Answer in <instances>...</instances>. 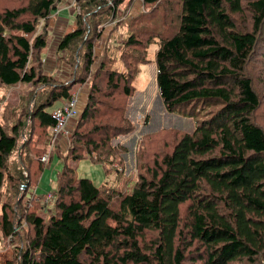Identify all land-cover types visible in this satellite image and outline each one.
<instances>
[{"label":"trees","instance_id":"trees-1","mask_svg":"<svg viewBox=\"0 0 264 264\" xmlns=\"http://www.w3.org/2000/svg\"><path fill=\"white\" fill-rule=\"evenodd\" d=\"M61 1L27 0L25 6L0 10V85L39 90L24 99L27 106L16 113L10 130L0 120V238L18 242L13 257L0 264H264V128L256 121L262 102L247 73L264 29V0H177L175 29L159 34L156 81L168 113L193 118L196 129H172L175 144L165 140L152 165L139 163L131 191L130 184L106 182L98 188L68 163L88 157L102 164L107 176L119 159L124 163L127 149L112 142L131 130L96 122L119 113L128 123L126 107L97 99L103 93L95 83L106 81L112 95L120 90L127 99L138 74L132 60L138 56L125 60L127 74L112 68L113 51L104 54L94 76V41L101 31L84 20V13L99 18L104 10L115 17L124 0L81 1L75 29L58 44L57 60L72 66V81L57 83L43 64L47 24ZM143 1L152 7L148 12L169 4ZM135 22L146 26L129 33L123 45L146 49L143 35L152 21L140 16ZM89 79L94 83L88 104L71 134V159L56 186V213L45 217L35 198L28 208L20 200L18 208L3 202L6 183L13 195L15 189L38 186L52 159L42 162L46 149L35 145L57 124L49 110L72 100L73 86ZM28 117L37 127L24 137ZM25 226L26 234L21 233Z\"/></svg>","mask_w":264,"mask_h":264},{"label":"rangeland","instance_id":"rangeland-1","mask_svg":"<svg viewBox=\"0 0 264 264\" xmlns=\"http://www.w3.org/2000/svg\"><path fill=\"white\" fill-rule=\"evenodd\" d=\"M61 2L62 4L57 10L59 12H61L62 8L66 7L69 2L70 5H72L71 0H62ZM25 5H27V0H0V10L19 8ZM84 5L85 4L81 2L80 10L73 15H71L69 10H65L66 12L63 13L64 16H67L66 19L70 21L69 29H61L64 25L61 26L60 22L55 21V17H58L59 14H53L54 16H52L50 22L47 24L48 28L46 30V34H48L49 38L48 47H50L53 51H50V48H48V52H46L45 55L56 60V68L49 71V67H47L46 63H44V72L45 74L52 76L57 83L72 81V66L66 62L65 64L62 62L60 63L57 60L58 57L56 54L58 53V44L62 37L75 29L77 15L79 14L78 12L83 13ZM151 8V6H145L143 0H124V4L120 6L115 17L109 12L105 13V10L102 12L99 11L101 12V17L99 18L96 17L97 14H94L93 17L90 18L92 14L89 16L84 13V20L86 23L89 24L90 22H95L97 28L101 31L99 32L101 37L98 38L96 43L94 41L96 62L91 68V73L94 76L96 69L99 67L104 58V54H110V52L113 51L116 62L112 68L127 74L128 69L126 68L125 60L131 59L130 57L134 54L135 56H138V60H132L138 74L133 82V93L127 99L123 96L120 90L116 94L113 93L112 95V91L108 89L106 81L99 79V81L95 83L97 84V88L102 90L103 93L97 94V99L100 98L104 104L114 102V106L117 105L122 107L125 105L126 107L125 119L128 123L122 121V114L119 113H116L117 117H111L112 119L103 117L101 120L96 122V124L103 126L116 125L120 128H127L131 130L129 133L122 135L119 139L112 142L113 146L122 145L127 149V151L123 152L121 155V158L124 159L123 165L119 159L113 167L110 166V169L113 172L107 176L103 165L93 163V161L88 157H85L84 160L77 163H73V161L69 160L68 158L71 159V157L68 155L67 151L71 143V134L76 130L78 125V122H74V124L69 128L68 134H64L60 137L59 141H56V144L52 149L48 147L46 143L47 139L45 140L44 138L39 140L40 143H36L38 141V136L34 137L36 147H44L46 149L44 154L52 156L49 166L45 167L39 175V184L37 187L40 191L38 195H45L44 197H46L49 193H56L59 174L63 171L68 160V163L75 167L79 178L91 179L98 188L108 182L110 186L117 185L123 188L130 184L129 190L131 191L140 171L139 163L151 162L150 165H152L153 161L150 159L154 154L157 156L161 155L163 144L166 143L165 140L169 141L168 146L170 147L172 144H175V138H178V135L172 129L179 130L184 133H192L195 131L196 122L193 118L168 113L163 100L159 95L156 81V55L160 46L159 39H161L159 34L163 32L168 33L175 29H173V23L175 24L176 20H174V18H177L179 13L177 12V0H169V4H167L165 8L160 7L158 12H148ZM140 16H147L152 21V24L149 25L152 26L150 31L144 30L146 31L143 35L146 49H128L123 45V40H126V37L132 31H138L140 28L146 26L136 25L137 23L135 22V19ZM42 26L43 23H40L37 34L41 31ZM259 39L257 48L255 52L252 53L248 62L247 73L249 78H251L254 82L255 88L261 96L262 105L256 114V121L264 128V29ZM82 47H84V45ZM138 61H145L146 63L138 65ZM94 76H92L93 79ZM93 79H89L86 83L73 86V94L78 100V110L80 111V114H82L88 104L90 88L94 83ZM38 91L37 86L33 87L32 85L27 84L18 85L16 87H5L0 85V120L6 125L8 130H10V125L14 122L15 116H17L16 113L20 114L22 108L27 106V102H24V99L29 98L32 93L36 94ZM102 95H106V97H102ZM36 99L37 97H34L33 101L35 102ZM34 102L31 103L30 109L34 105ZM59 103L60 102L55 103L49 111L51 113L55 112V110L60 106ZM100 108L102 111L104 110V107L100 106ZM17 109L18 111L16 112ZM7 110L13 113H7ZM78 118L76 120H78ZM26 122L27 129L23 132L24 137H26L25 135L29 132L28 128L30 129L32 126L37 127L30 117L26 119ZM37 132L41 134V131L38 128ZM150 137L151 139H147ZM21 141V144H23L26 139ZM35 145H33V147ZM154 146H158V148L153 150ZM123 150L124 149H122V151ZM15 156L16 155H14V158ZM9 188L10 186L6 183L2 189V201L11 203L14 208L21 207V205L17 204V200H20L23 208H28L30 206L29 202L35 198L36 200H34L38 204L41 203V205L38 206L42 209L41 212L45 217L49 218V216L56 213V207L54 204L47 205L45 201V205H43L44 203H42L40 199L36 198L37 196L31 195L33 192L32 188L34 187L29 186L28 188H23L20 193L17 189H15L14 195L13 190L11 194L8 193ZM16 197H18V199H16ZM27 229L28 226L23 227L21 233L26 234ZM17 244L18 242H16L13 237L2 240L0 238V262L4 263L6 259L13 257L14 245ZM236 264L245 263L240 262Z\"/></svg>","mask_w":264,"mask_h":264},{"label":"built area","instance_id":"built-area-1","mask_svg":"<svg viewBox=\"0 0 264 264\" xmlns=\"http://www.w3.org/2000/svg\"><path fill=\"white\" fill-rule=\"evenodd\" d=\"M72 7H74V11L77 12L80 10V2L82 0H71ZM80 115V111L78 110V100L74 96L72 100L66 101L59 109L54 112V117L56 119V126H54L48 137H47V145L51 149L56 144V141L59 136H63L64 134H68L69 132V124L71 121L76 120ZM50 155L46 154L41 158L42 162H48ZM56 197V193L47 194V198L52 200V198Z\"/></svg>","mask_w":264,"mask_h":264},{"label":"crops","instance_id":"crops-1","mask_svg":"<svg viewBox=\"0 0 264 264\" xmlns=\"http://www.w3.org/2000/svg\"><path fill=\"white\" fill-rule=\"evenodd\" d=\"M65 10H69L70 12H71V15H73V14H75L76 12L74 11V9H73V7H71V5H70V2L68 3V5H66V7H64V8H62V10H61V12H59V11H56L54 14L55 15H58V17H55V21L56 22H60V24H61V26L62 25H64V27H62L61 29H64V28H67V29H69L70 27H69V22L70 21H68L67 19H66V17L67 16H64L63 15V13L64 12H66ZM54 16V15H53ZM48 48H50V47H48ZM50 51H53L51 48H50ZM46 52H48V49L46 50ZM45 52V53H46ZM45 53H44V63H46V65H47V67H49L48 69H49V71H52V70H54L55 68H56V60H54V59H52V58H49L47 55H45ZM57 55V54H56ZM47 69V68H46ZM65 102H60L59 103V107L57 108V109H59L63 104H64ZM85 104V103H84ZM56 109V110H57ZM55 110V111H56ZM74 122H77V120H73V121H71L70 122V124H69V127H68V129L70 128V126L71 125H73L74 124ZM60 137H62V136H59L58 137V139H57V141H59V139H60ZM108 180V179H107ZM94 183V182H93ZM32 193H31V195L32 196H37L36 198H38V199H40V201H42V203H44L43 205H45V201H46V203H47V205H53L52 203L54 202V200L56 199V197L55 198H52V200H49L48 198H46V197H44L43 195L41 196V195H38V193H39V191H40V189L38 188V187H36V188H32ZM47 199V200H46ZM48 201V202H47ZM50 209V208H49Z\"/></svg>","mask_w":264,"mask_h":264}]
</instances>
